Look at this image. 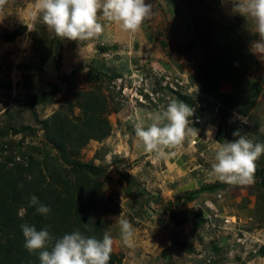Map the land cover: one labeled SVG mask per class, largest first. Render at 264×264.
I'll list each match as a JSON object with an SVG mask.
<instances>
[{
  "label": "rangeland",
  "instance_id": "obj_1",
  "mask_svg": "<svg viewBox=\"0 0 264 264\" xmlns=\"http://www.w3.org/2000/svg\"><path fill=\"white\" fill-rule=\"evenodd\" d=\"M146 2L152 14L138 32L129 33L98 13L103 32L83 41L59 38L60 51L50 65L56 34L42 21L40 0H0V160L33 159L41 169L55 172L62 165L69 174L72 166L45 141L42 122L57 112L79 116L86 93L99 87L112 132L101 142H88L70 159L106 170L94 219L112 236L117 264H264V155L256 162L252 184L227 185L208 175L217 140H235L227 136L234 127L264 142V53L253 50L260 36L254 20L241 11L245 0ZM226 25L234 27L257 61L247 73L260 87L250 108L226 110L220 101L231 93L230 85L214 92L192 69L209 49L216 52L211 37ZM192 42L199 47L192 50ZM48 85L57 86L53 99L21 103L50 94L54 87ZM173 99L193 109L191 127L198 134L188 133L182 145L171 149H196L202 136L210 137L200 145L205 152L195 150V172L167 184L162 159L145 151L135 128L150 126ZM41 176L47 181L45 169ZM176 182L185 191H177ZM121 218L134 228L128 240L121 234Z\"/></svg>",
  "mask_w": 264,
  "mask_h": 264
},
{
  "label": "trees",
  "instance_id": "obj_2",
  "mask_svg": "<svg viewBox=\"0 0 264 264\" xmlns=\"http://www.w3.org/2000/svg\"><path fill=\"white\" fill-rule=\"evenodd\" d=\"M216 33L210 43L216 52L209 49L202 62L192 64V69L203 76L202 83L212 86L214 92L224 83L230 85L231 93L223 95L220 101L226 110L234 111L237 105L250 108L258 98L260 87L247 78V73L257 61L233 26H223ZM198 44L201 47L205 45L200 40ZM198 44L193 45L192 42L191 49L199 47ZM48 87H54V91L29 97L21 103L31 106L35 102L53 99L57 86ZM86 94L89 98H85L79 116L57 112L42 122L45 141L59 153L62 161L72 166V174H67L62 165L55 172L44 167L48 173L46 181L41 176L44 169L36 160H0V264H40L38 253H29L24 247L20 228L24 223L35 225L37 230L50 226V232L56 238L75 230L86 237L103 238L104 231L94 217L103 200L100 179L106 177V170L70 159V155L88 142H101L112 132L107 119L110 110L99 87L94 86L92 92ZM69 176H74V181ZM123 177L132 183L126 175ZM39 178L42 182L38 181ZM32 195L50 206L51 213L47 218L38 215L34 207H29ZM171 217L174 223L179 224L173 213ZM119 262L118 256L111 252L109 264Z\"/></svg>",
  "mask_w": 264,
  "mask_h": 264
},
{
  "label": "clouds",
  "instance_id": "obj_3",
  "mask_svg": "<svg viewBox=\"0 0 264 264\" xmlns=\"http://www.w3.org/2000/svg\"><path fill=\"white\" fill-rule=\"evenodd\" d=\"M237 7V5H236ZM241 11L250 16L260 40L253 42L256 53H264V0H245ZM42 21L56 37L70 41L92 39L104 30L98 20V13L108 21L119 24L129 32H138L144 21L152 14V4L146 0H40ZM197 89V87H196ZM193 109L173 99L162 115L148 127L137 125L135 134L145 151L154 153L156 158H166L168 149L184 142L188 133L197 135L191 127ZM237 139L217 142L215 163L209 170V177L227 185H249L254 182L256 162L264 155V142H256L241 130L233 132ZM22 187V186H21ZM29 207L47 218L50 206L32 195ZM122 237L128 240L134 233L133 225L127 219H119ZM24 247L29 253H38L40 264H109L113 238L105 233L102 239L86 237L79 230L56 238L50 226L37 230L35 225H20Z\"/></svg>",
  "mask_w": 264,
  "mask_h": 264
},
{
  "label": "crops",
  "instance_id": "obj_4",
  "mask_svg": "<svg viewBox=\"0 0 264 264\" xmlns=\"http://www.w3.org/2000/svg\"><path fill=\"white\" fill-rule=\"evenodd\" d=\"M236 130H241L242 133L243 132V128L242 127H234L231 131V133L228 132L227 136H230L231 138L237 139V137L233 136V132ZM210 136H202L199 140H198V144H197V148L198 149V153H203L205 151H203L204 147H201L202 145L204 146L206 142L209 141ZM215 138V137H214ZM196 144V143H195ZM201 145V146H200ZM190 148V147H189ZM183 148L181 150H173V149H168L167 151L169 152V155L166 158H161L162 159V165L164 166V168H166L165 171L167 172V178H165V182H167V184L169 183L170 180H174L173 178H177V180L179 182H182V179H185L187 176L185 174L188 173H193L194 170H196V166L192 165V162L194 161V157L197 153H196V149L194 148ZM153 153H151L150 155H152ZM153 158V155L151 156ZM195 168V169H194ZM195 172V171H194ZM181 181H180V180ZM176 180V181H177ZM179 182H176L177 186V191L179 190V187L181 190L185 191L184 186L182 185H178ZM190 187H192V185H189Z\"/></svg>",
  "mask_w": 264,
  "mask_h": 264
},
{
  "label": "water",
  "instance_id": "obj_5",
  "mask_svg": "<svg viewBox=\"0 0 264 264\" xmlns=\"http://www.w3.org/2000/svg\"><path fill=\"white\" fill-rule=\"evenodd\" d=\"M59 51H60L59 37L55 36L52 43V53L48 59V63L50 65L53 63V60L58 55Z\"/></svg>",
  "mask_w": 264,
  "mask_h": 264
}]
</instances>
